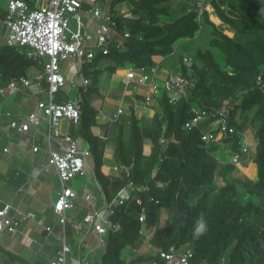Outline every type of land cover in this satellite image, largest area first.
I'll return each instance as SVG.
<instances>
[{
  "label": "trees",
  "instance_id": "trees-1",
  "mask_svg": "<svg viewBox=\"0 0 264 264\" xmlns=\"http://www.w3.org/2000/svg\"><path fill=\"white\" fill-rule=\"evenodd\" d=\"M120 1L113 0V7ZM129 1L133 6L131 16L114 8L116 31L123 36L129 33L123 45L117 46L115 41L107 54L98 51L92 61H85L83 69L90 80L87 88L79 86L72 93L63 87L56 93L55 100L79 99L80 117L71 125L70 133L81 146L91 149L95 176L108 202H112L129 182L148 186L149 190L140 192L142 204L132 200L118 205L111 213L110 218L119 223V227L108 230L105 243H98L95 232L85 237L86 229L77 228L72 222L65 225L67 241L75 251L79 246L80 252L94 249L96 264H143L153 259L166 264L156 251L172 245H190L194 264H264V91L256 83L260 73L264 76V13L248 5L253 0H237L236 5L226 10L212 0L220 20L219 27L206 8L201 21L197 19L200 0ZM0 10L5 16L2 2ZM202 20L211 29L209 46L196 51L191 70L184 61L185 55L180 58L183 74L191 76L195 86L175 103L169 101V93L164 91L159 99L160 109L152 116L138 117L135 104L131 102L125 110L129 112L128 140L125 139L127 121L121 117L108 120V132L96 135L92 128L98 125L100 110L94 102L109 98L100 89V73L157 66L154 56H168L183 41L194 39ZM0 29H4L3 25ZM46 59L39 55L30 57L25 50L16 47L0 45V88L7 87L14 78L28 76L34 69L43 72ZM43 83L47 85L46 78ZM243 91L247 92L241 96ZM10 94L9 91L0 94V104ZM18 95L23 94L18 92ZM127 95L128 92L120 98V92L115 90L110 97L115 98L119 106ZM240 96L241 102L231 121L237 132L224 142L231 156L242 152V130L247 122L254 128L256 147L252 151V161L257 170L254 179L239 175V164L233 163L231 157L217 158L210 144L202 139V130L213 117L191 129L185 125L192 118L193 105L217 109ZM34 109L31 101L23 112ZM117 110L118 107L114 114ZM4 116L1 124L7 125L17 114ZM146 141L151 144L149 153H145ZM39 143L43 147V143ZM109 144L113 146V163L118 169L112 167L106 174L103 166ZM0 151L4 152L3 143ZM37 154H40L39 171L48 161V155L43 150ZM243 158L244 154L241 160ZM88 188L95 190V186ZM91 211V205L78 198L71 214L82 222ZM141 211L146 213L144 227L153 232L147 242V251L141 250L145 244L139 233ZM163 211L168 213L165 221ZM201 216L207 228L197 234L195 225Z\"/></svg>",
  "mask_w": 264,
  "mask_h": 264
},
{
  "label": "built area",
  "instance_id": "built-area-1",
  "mask_svg": "<svg viewBox=\"0 0 264 264\" xmlns=\"http://www.w3.org/2000/svg\"><path fill=\"white\" fill-rule=\"evenodd\" d=\"M113 0H35L34 4L26 0H1L6 15L3 16L0 10V44L10 47H16L19 50H25L28 56L39 55L46 57L44 71L34 76H22L12 79L7 87L0 88V94L5 95L7 91L12 93L29 92L36 104L35 110L29 113H20L13 117L7 125L0 123V137L5 134L13 138L15 134L23 135L19 139L26 149L32 153V163H36L37 152L44 150L48 154V161L45 162L36 179H39L40 173H49L54 170L61 188L57 192V197L52 199V206L55 216L58 220L59 233H56L61 244L57 250L56 257L50 259L47 264H68L69 254L72 252V244L67 241L65 236V225L72 222L75 227L86 229L85 237L90 232H95L99 244L106 242V235L110 228H118L119 223H115L110 218L118 205L128 204L135 200L142 204L143 198L140 192L149 190L148 186H135L129 182L117 193L112 202H108L100 184L98 183L94 166L90 164L92 151L89 147H83L80 141L70 133V127L77 123L81 113V104L79 99L65 98L60 102L55 100V95L68 83V77L63 73V65L73 60V67L76 69L77 76L72 79V87L85 89L90 83L83 69L85 61H92L97 52L103 54L109 52L110 44L117 42V46L123 45L124 36L116 31L117 23L114 19V8H119L128 15L131 14L132 4L129 0L117 2L113 7ZM205 6V1L200 0L197 3L198 16L201 21ZM72 13L71 17L67 14ZM85 16L94 23L93 33H88L89 23L85 21ZM71 19L73 24H71ZM185 63L191 70L193 58L184 56ZM157 66L147 71L146 67L142 69L130 68L124 79L129 86L134 88L146 87L147 93L144 94L146 103L152 102L155 98L159 100L163 92L169 93L171 103L187 94V91L195 86L194 79L191 76L179 72L171 71L162 81V86L156 82ZM46 78L47 85L43 80ZM257 86L264 91V76L260 73L257 76ZM36 88H33V86ZM247 91L240 93L242 96ZM241 96L237 99L232 98L227 103L217 109L201 108L197 105L191 107L192 118L186 122V127L194 128L198 124L206 121L208 118H214L206 128L202 130V139L207 144L222 143L228 136L237 132L236 127L231 122L232 114L238 108L241 102ZM125 112L122 101L118 106L117 112L109 120L119 118ZM8 111L6 116H11ZM68 123V130H63V123ZM46 126L45 129L43 127ZM217 130V131H215ZM43 140L46 148L41 147L39 143ZM163 141H165L163 139ZM58 145V147H55ZM10 146L4 147V152H10ZM256 141L252 144H244L242 152L235 153L231 160L235 164H240L241 155L255 150ZM115 170L118 167L113 166ZM88 170H92L90 179L94 180L101 199L96 197V193L90 191L87 187L89 179ZM80 178L84 180L81 187L76 190L73 187V179ZM30 182L20 186L19 192H28ZM161 185V184H160ZM137 189V193L135 190ZM85 199L92 207V211L87 213L82 222L76 218L70 219L68 212H72L75 207V200ZM22 198L18 205L7 202L0 205V234L5 232L17 234L20 231L21 223L25 220L37 221L44 226L49 233H55V226L44 225L41 220L36 218L34 212H26L22 209ZM101 201L99 204L98 201ZM99 204V205H98ZM72 220V221H71ZM139 220L142 222L139 233L144 242H148L152 236V230L146 229V213L141 211ZM26 239H29L27 236ZM94 249L89 251L90 254ZM127 253V249L125 250ZM84 253L80 255L75 264H96V257ZM156 254L163 259L166 264H194V251L190 245L177 246L172 245L169 249L157 250ZM143 264H161L158 259L144 262Z\"/></svg>",
  "mask_w": 264,
  "mask_h": 264
},
{
  "label": "crops",
  "instance_id": "crops-1",
  "mask_svg": "<svg viewBox=\"0 0 264 264\" xmlns=\"http://www.w3.org/2000/svg\"><path fill=\"white\" fill-rule=\"evenodd\" d=\"M204 1H205L206 10L210 12L211 19L214 20L219 25V27H221L219 24L220 20L216 16V13L214 12V9H213L212 3H211L212 0H204ZM214 1L219 3L223 10H226L228 7L236 5L238 3L237 0H214ZM85 18H88V17L85 16ZM88 23L89 25H88L87 31L88 33L92 34L93 29H94V23L90 21ZM165 58L166 57L162 55L154 56V60L157 64H163V62L165 61ZM178 65H179V70H180L182 68L180 59H179ZM166 68H167L166 75L159 74L158 73L159 69L157 68L158 70H157L156 82L160 83V81L163 80L171 71H175V69H172L169 66L168 67L166 66ZM129 69L130 67L120 68L115 73H109L108 71L103 70L102 72L104 73L101 75L102 73L101 72L99 75L100 89L106 95L105 97H108V95L110 96V94L115 92V90H118L121 95L128 92L126 99H128L130 102H134L135 104L134 108H135L137 116L138 117H141L143 115L152 116L156 111H159L160 109L159 100L155 98L149 104L146 103L144 101V94L147 93L146 87L139 88L137 90H131L129 92V86L132 84L128 86L126 84L127 82L124 80L126 78V74L129 71ZM152 69L153 67L146 68L147 71H150ZM72 79H73L72 76L69 75L68 83L66 87L71 88ZM138 95L141 96V98L137 97ZM113 99L116 101L115 98ZM14 101L19 103L18 106L15 107V105H13V102L8 103V104H5V103L0 104V123H1V118L5 119L4 115H6L8 111H11L12 113H16V114L25 113L23 112V110L25 107L28 106V104L31 101L35 104L33 97L27 93L22 95L21 98L15 97ZM122 115L125 116V119H128L129 112L125 111ZM122 115L120 117H122ZM128 122L129 121L127 120V123ZM107 123H108L107 120H102V121L98 120V125L93 126L92 128L93 132L96 135L102 136L104 131H107V127H108ZM127 123H126V126H127ZM45 128L46 126L43 127V129ZM63 130L64 131L68 130L67 122L65 126L63 125ZM22 137L23 135H18V134H15L12 139L6 136L5 134H2L0 137V144L3 143V149L6 146H10L9 147L10 152L5 153V152L0 151V205H4V203L10 202L7 199L3 198V196L7 194L10 189H17L16 195H19L20 193H22V192H19V188L20 186L24 185L26 182H29L28 180H26V178L28 176L29 177L31 176L30 169L31 167L35 165V164L33 165L32 163V157H31L32 153L29 151V149H26L22 143L19 142V139ZM40 142L43 143L42 146L45 149L46 143L43 140H41ZM222 143L225 144V142H222ZM110 146L111 144L108 145L106 152H105L106 164L103 166V171L106 174L112 171V167L114 166L113 148L111 150ZM55 147H58V145H55ZM150 147H151V144H150ZM150 147L147 151L145 150V153L150 152ZM24 152L26 154L25 156H24ZM44 152L47 154L46 151ZM29 156L31 157V164L29 162ZM246 157L247 155H244V158ZM36 160H37V154H36ZM240 171L244 172L241 169ZM36 172L38 173L39 171L38 170L36 171L35 169V171H33V174H35ZM244 173L245 175H247L246 172ZM53 176L57 178V176L55 175V172ZM251 178L253 179L254 176H252ZM87 180H88L86 183L87 187H90L91 184L93 186L95 185L94 180L90 179V174H89V179ZM80 182L82 184L84 180H81ZM42 184L44 185L43 182ZM81 184L79 185V188L81 187ZM45 185L47 186V189L50 193L51 201L39 200L37 204L31 200L27 204H24V200H23L21 207L26 212L28 211L34 212L36 214V218L41 220L44 225L55 226V233L47 232L44 226L40 225L37 221H33V220L23 221L20 226V231L17 234H11L8 232L0 234V263L5 262V259L7 258L8 250L13 251V253H10L9 251L8 255H10L12 260L16 259L15 264H47L50 259L56 257L57 250L60 247L61 242L57 238V235H56V233H59V228H58L57 217L55 216L54 211H53L52 199L57 197V193L53 197L51 193L50 185L46 183ZM36 191H39V187H36ZM15 205H18V204H15ZM68 213L70 215V219H72V217L76 218L73 214H71V212H68ZM53 235H55V240L54 238H52ZM27 236L29 237V239H26ZM88 252L89 251L80 252V246H79L78 251H75V248H73L72 246V252L69 254L68 264H75L78 258L80 257V255L84 253L89 254ZM89 255H94V252H91Z\"/></svg>",
  "mask_w": 264,
  "mask_h": 264
},
{
  "label": "rangeland",
  "instance_id": "rangeland-1",
  "mask_svg": "<svg viewBox=\"0 0 264 264\" xmlns=\"http://www.w3.org/2000/svg\"><path fill=\"white\" fill-rule=\"evenodd\" d=\"M1 1V0H0ZM263 3V4H262ZM262 4V5H260ZM249 6H253L254 9H259L261 12L264 13V0H253L251 2L248 3ZM68 17L72 16V13H68L67 14ZM86 22H89L88 18H85ZM71 24H73V20L71 19ZM220 24V23H219ZM221 25V24H220ZM212 35H211V29L210 27L202 20L201 22V28L200 30L197 32L196 37L194 39L191 40H185L182 43H180L179 45L176 46L175 51L168 55V56H164L165 61L163 62V64H157L158 66V73L161 75H166L167 73V68L171 67L172 69H175L176 72H179V59L182 57V55H187L190 56L192 58H195L196 56V51L199 48H207L209 46V41L211 39ZM73 60H71L70 62H66L63 65V73L69 78V75L72 76V78H75L77 76L76 73V69L72 68L73 67ZM39 70H32L30 71L29 75L32 77L34 75H36L37 73H39ZM104 72L101 73V75ZM158 74V75H159ZM160 84L163 86L164 85V81H160ZM33 88H36V86L34 85ZM139 88H143V87H138ZM134 88L133 85L129 86V92L131 90H137ZM66 90L69 92L74 93L76 90V87H72L68 88L66 87ZM25 94V93H24ZM23 94V95H24ZM21 95H18V93H12L10 94L7 99L5 100V104L11 103L13 102V105L18 106L19 103L14 101L15 97H20ZM108 99L107 98H100L97 99L95 102L96 107L100 110V113L98 115V120H109L110 117L113 116L114 112L116 111L117 107H118V103L112 98V96L110 97L108 95ZM120 98H123V96L121 95ZM122 103H123V107L125 108V110L128 109V107H130V101L128 99H121ZM4 104V105H5ZM28 113V112H25ZM122 119H124L125 121H127V119H125V116L122 115L121 117ZM238 118V117H237ZM127 123V122H126ZM66 122L63 123V125L65 126ZM129 122L127 123V126L125 127V139L128 140V136H129V130H130V124ZM241 135L243 136V145L244 144H252L255 142V136H254V128L249 124V122H247L245 124V127L242 130ZM87 146V145H86ZM211 148L214 151V154L217 158L219 159H224L225 157H232L231 154L228 151V146L226 144L223 143H217V144H210ZM150 147V143L149 141H146L145 144V150L147 151ZM111 150L113 148V146H110ZM25 152H24V156H25ZM32 157V156H31ZM31 157L29 156V162L31 164ZM40 154H37V164L35 165V167H29V169L31 170L30 172V177L28 176L26 178V180H28L30 182L28 188V192L27 193H20L19 195H16L17 189H10L9 192L7 194H5L3 196L4 199H7L10 202H14L15 204H19L21 201V198L24 196V204H27L28 202H30L31 200L34 201L35 203L38 204L39 200H47V201H51V196L50 193L47 189L46 184L50 185V189H51V193L52 196L54 197L56 195V193L58 192V190H60L61 185L60 182L58 180V178L54 177V170L50 171L49 173H40L39 174V179H36V175L38 174L37 172L35 174H33V171H37V168L40 167ZM90 164L92 165V167L94 166V161L93 158L90 159ZM239 169H241L242 171L246 172L247 175H245L244 172L240 171V174L242 177H250V179H252L251 177L254 176V178H256L257 176V170H256V165L255 163L252 161V152L247 153V157L242 159L240 164L238 165ZM35 168V169H34ZM256 170V171H255ZM88 174H92V170H88ZM29 175V174H28ZM253 178V179H254ZM86 178H84L85 180ZM82 179L80 178H75L73 179V181L71 183H73V187L78 190L79 189V185L81 184ZM42 182L44 183V185L42 184ZM95 186V185H94ZM91 184V187H94ZM36 187H39V191H36ZM98 186H95V190L94 192L96 193V197L98 199H101V196L99 194V191L97 190ZM100 201V200H99ZM79 202V200H78ZM163 215H164V221L166 220L168 213L163 211ZM70 235V233H68ZM75 235H77V233H75ZM54 240H55V235H53ZM147 242L142 246L141 250L142 251H147L148 250V246H147ZM5 250V249H4ZM10 250H8L7 252V258L5 259L4 263H0V264H15L16 259L12 260L10 255H8ZM10 253H13V251H10ZM16 253V252H14ZM15 255V254H13ZM126 255V253H124V256ZM144 263V262H143Z\"/></svg>",
  "mask_w": 264,
  "mask_h": 264
},
{
  "label": "clouds",
  "instance_id": "clouds-1",
  "mask_svg": "<svg viewBox=\"0 0 264 264\" xmlns=\"http://www.w3.org/2000/svg\"><path fill=\"white\" fill-rule=\"evenodd\" d=\"M0 45H3V44H0ZM30 94L29 92H22V94ZM31 95V94H30ZM160 99V98H159ZM35 108H36V104H35ZM35 110V109H34ZM29 113V112H28ZM252 152V151H251ZM244 155H247V154H244ZM206 228H207V223H206V221H205V219H204V217L203 216H201L198 220H197V222H196V225H195V232L197 233V234H202L205 230H206Z\"/></svg>",
  "mask_w": 264,
  "mask_h": 264
},
{
  "label": "water",
  "instance_id": "water-1",
  "mask_svg": "<svg viewBox=\"0 0 264 264\" xmlns=\"http://www.w3.org/2000/svg\"><path fill=\"white\" fill-rule=\"evenodd\" d=\"M109 127V126H108ZM108 127H107V131H108Z\"/></svg>",
  "mask_w": 264,
  "mask_h": 264
}]
</instances>
